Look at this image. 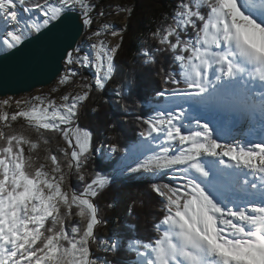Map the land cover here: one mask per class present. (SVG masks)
<instances>
[{
    "label": "snow or ice",
    "instance_id": "6c2138e0",
    "mask_svg": "<svg viewBox=\"0 0 264 264\" xmlns=\"http://www.w3.org/2000/svg\"><path fill=\"white\" fill-rule=\"evenodd\" d=\"M96 10L92 0H0V51L14 55L58 29L59 84L94 70L82 91L60 103L37 95L36 103L16 101L11 115L0 110V264H264V0H175L151 32L155 45L140 52L144 67L155 66L158 54L169 57L154 92L163 103L156 99L151 115L136 117L138 140L108 145L106 156L122 154L111 174L88 171L93 132L78 123L93 91L112 81L121 47L102 39L111 24L93 30L94 14L105 15ZM81 30L86 46L73 35ZM122 31L110 35L122 40ZM135 83L131 76L113 91L123 99ZM226 118L258 125L259 139L222 140ZM46 134L64 141L62 158L42 149ZM125 173L148 176L159 216L147 237L125 221L126 233L101 239L96 229L107 221L97 200Z\"/></svg>",
    "mask_w": 264,
    "mask_h": 264
},
{
    "label": "trees",
    "instance_id": "16d2710c",
    "mask_svg": "<svg viewBox=\"0 0 264 264\" xmlns=\"http://www.w3.org/2000/svg\"><path fill=\"white\" fill-rule=\"evenodd\" d=\"M132 14H127L123 26L121 47L114 58L116 73L104 90H94L90 99L81 107L78 123L81 127L87 128L93 132V148L95 145H109L119 143L123 148L128 144L134 143L139 139V131L142 125L136 119L137 116L146 117L152 114V107L155 100V90L161 88V79L157 75L161 64L165 68L169 67V57L157 55V64L152 67H144L140 52L143 48H150L155 45L151 39V32L161 24L166 17L170 15L175 4V0H128ZM135 77V86L130 96L123 99L117 97L113 89L127 82L131 77ZM163 102V99H160ZM93 108L97 110L92 111ZM13 127L21 129L24 124L22 119L12 122ZM115 127H111V125ZM28 134L35 138V133L27 130ZM49 136L50 143L47 146L42 145V149L57 153L60 147H65L64 141L54 135ZM41 156L44 155L43 150ZM122 154H111L109 158L102 153L93 152L90 156L88 171H101L111 174L116 167ZM148 176L146 174H124L118 177L111 189L102 197L98 198L97 203L101 207V215L107 221L106 225L97 227V235L104 239L110 236L114 231L126 233L123 227L125 221L135 223L137 234L141 237H147L150 233L151 224L159 216V212L154 207L158 204L159 198L148 189ZM69 183L75 185L77 189L81 186L73 176ZM144 200L141 207L139 202ZM135 202L134 215L128 216L127 210L129 202ZM114 202L115 207L108 208L107 204ZM94 250H95V246ZM97 255L103 256L102 252L97 251ZM110 259H119L120 257H109Z\"/></svg>",
    "mask_w": 264,
    "mask_h": 264
},
{
    "label": "water",
    "instance_id": "95a60500",
    "mask_svg": "<svg viewBox=\"0 0 264 264\" xmlns=\"http://www.w3.org/2000/svg\"><path fill=\"white\" fill-rule=\"evenodd\" d=\"M61 35L58 29H53L47 37L32 40L14 55L0 51V97L29 93L56 81L57 73L61 75L64 69L58 43ZM73 35L79 42L84 31Z\"/></svg>",
    "mask_w": 264,
    "mask_h": 264
},
{
    "label": "rangeland",
    "instance_id": "374dc122",
    "mask_svg": "<svg viewBox=\"0 0 264 264\" xmlns=\"http://www.w3.org/2000/svg\"><path fill=\"white\" fill-rule=\"evenodd\" d=\"M92 2L97 5V10H96L97 12L103 11L105 13L104 16H99V15L94 14L95 23L92 26L93 30L97 29L98 27H101L103 24H106L108 22H115V24L113 25L114 28L112 30H115L117 32H121V30L123 29L124 23L126 21L127 13L119 12L118 15H116L117 11H115V8L117 6L130 7L129 1L128 0H92ZM109 10H112V11H109ZM110 31L111 30H109L108 33L103 34L102 39L105 40L106 38L110 37L111 36ZM87 36H88V34L84 32V35L81 38V43L84 44L85 46L89 43ZM119 42H120V36H118V40H117V43H119ZM87 69H90L92 71V74H90V75L85 74L84 72L86 70L81 69L79 71V74L76 77L71 78L69 83H67L65 85L59 84V80L57 78L56 81L53 82L52 84H50L46 87L36 88L29 93L21 94L18 96L0 97V102L4 101L6 99L9 100L8 105L0 104V110L7 111L11 115L13 112L19 110L18 106L16 104V101L36 103V101L32 100V97H35L37 95H42L45 98L55 99L57 103H60L61 102V96L63 94H73L74 95V94L82 91V89L80 87L81 84L87 83L92 79V77L94 75V70L91 68H87ZM64 71H65V67L63 69V72L61 73L62 75L64 74ZM84 77H87L88 79L85 80V79H83ZM52 89H56V91L53 92ZM161 103H163V102H161ZM25 106L26 105L23 103L20 105V107H25ZM19 119H22V118H19ZM227 121H229V120L226 118L225 123ZM107 148H108V145L103 146L101 144H98V145L94 146V149H96V151H94V152L95 153H102L105 155V151L107 150ZM101 149H103V150H101ZM105 157L109 158L110 155L109 156L105 155ZM125 174H130V173H125ZM129 204H132V201L129 202L127 205H129Z\"/></svg>",
    "mask_w": 264,
    "mask_h": 264
},
{
    "label": "bare ground",
    "instance_id": "6f19581e",
    "mask_svg": "<svg viewBox=\"0 0 264 264\" xmlns=\"http://www.w3.org/2000/svg\"><path fill=\"white\" fill-rule=\"evenodd\" d=\"M109 11H112V10H109ZM118 13L119 12H117L116 15H118ZM107 24H111L112 25V29H113L114 28L113 25L115 24V22H108ZM112 29H110V30H112ZM117 40H118V36L117 37L110 36V37L105 39V41L110 46L116 45L117 44ZM79 42L81 43V39L79 40ZM85 70H87V69H85ZM90 74H92V73H90ZM190 127H194V121L192 122ZM258 128H259L258 125L249 126V124L246 123V122L243 123V124H240V123H237L235 121L229 120V121H227L225 123L224 129L221 130L219 134H220V137H221L222 140H229V139H231L233 137L235 139H237V140H244V141H247V140H258V137L256 135V130Z\"/></svg>",
    "mask_w": 264,
    "mask_h": 264
}]
</instances>
